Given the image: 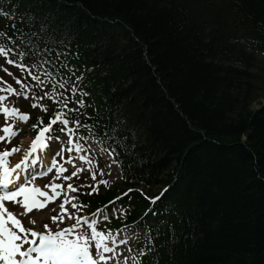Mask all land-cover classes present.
I'll list each match as a JSON object with an SVG mask.
<instances>
[{
    "label": "trees",
    "instance_id": "1",
    "mask_svg": "<svg viewBox=\"0 0 264 264\" xmlns=\"http://www.w3.org/2000/svg\"><path fill=\"white\" fill-rule=\"evenodd\" d=\"M63 1L118 19L136 35L104 56L103 72L122 104V136L136 124L149 142L133 148L127 140L126 163L136 166L143 187L169 185L164 200L147 210L151 220L162 219L153 231L160 248L153 264H264V77L245 49H264L261 42L236 41L220 21L206 22L214 5L186 20L191 34L175 31L186 7L172 2L154 8L151 0ZM228 1L239 22L264 29V0ZM36 45L50 47L46 36ZM114 77L127 86L119 88ZM255 103L259 109L250 108ZM171 201L177 213L161 208ZM131 204L132 219L148 208L138 193Z\"/></svg>",
    "mask_w": 264,
    "mask_h": 264
},
{
    "label": "snow or ice",
    "instance_id": "2",
    "mask_svg": "<svg viewBox=\"0 0 264 264\" xmlns=\"http://www.w3.org/2000/svg\"><path fill=\"white\" fill-rule=\"evenodd\" d=\"M13 27H15L13 25ZM6 34L0 32V36H5ZM17 37L21 43L26 46L31 44V39L27 37L25 33L22 31L17 32ZM34 35V34H33ZM12 43L16 45V49H19L20 45L16 44V40H12ZM11 47H7L6 45L0 44V56L7 57L9 54L14 53L18 57L17 60L8 59L7 62L9 64H16V66L20 67L22 70L28 68L29 75L32 76V79L36 81V85L43 89L46 86L47 82L53 83L52 92L53 95H50L49 92H44V96L38 97V99H43L44 97H48L52 99L54 103L62 105L63 108L68 109V105L73 103V101L69 98L68 93H72L75 95L77 92L81 90L73 83L70 85V77L61 75L60 79L57 81L53 80V75L51 71H49L45 65L51 63L47 59H41V51L36 49L33 51L32 48H29L27 52L25 51H16ZM49 53L51 49H45ZM33 55L37 59L29 65L24 63V58L26 56ZM61 55V53H57V58ZM64 68H67V64L61 65ZM34 70V71H33ZM72 75H75L74 69H69ZM39 73H43V78ZM81 77H76V80H80ZM2 80V78H0ZM6 83V82H3ZM17 83H20L17 80ZM8 91L9 93H14L15 89L11 86L6 89H0V91ZM86 96L87 93H81ZM25 98L27 95L25 94ZM2 99V97H0ZM74 103L77 106L83 107L85 102L83 99L76 100ZM32 107H37L36 104H33ZM46 111V108L44 109ZM69 112L78 111V108H70ZM0 112H3L5 117L9 115V113L13 115H17L19 120L23 122H27L29 119L28 114H20L19 110L16 107L11 109L7 107H0ZM38 120H42V118H38ZM61 122L63 125H69L73 123L77 126V130L79 128H83L87 132L86 137H81L82 140L87 143L89 138L96 141L98 145H100L101 152H107L109 156L117 153V145L121 139L122 133L118 125H113L111 128H104V131H99V125L93 124L91 127L87 123H81L79 119L74 121L68 118L66 112L57 111L54 115V118L48 121V126L40 129L38 134L31 142V150L30 153L24 156L19 163L15 165L14 168L6 167L5 157H8L12 153L19 151L18 148L13 147L11 150L5 149L3 152H0V264H101L102 261H106V259H110L105 257L104 253L114 252L115 250L110 247V237H106L102 235L97 228L95 227L96 222L92 221L89 223L88 221H84L87 224V228L91 229L89 233L87 229H83L79 232L74 231L75 229L81 228V221L83 217L77 218L76 222L72 224L70 227L63 228L57 231H52L48 224H43V228L45 232H37L32 229H26L23 227L21 221L17 218L18 215L26 214V211H30L32 208H42L44 207V203L38 199V197H44L48 199H52L55 197V191L52 196L49 197V194L42 191L38 187L30 186L29 181H21V175L24 171L22 168L25 165V162L28 160V156L31 153H35L37 149H45L49 147L45 143V141L49 138L46 134L54 131L52 129V125L57 124V122ZM10 125L3 128V132L8 134L10 131ZM36 125H33L35 128ZM64 131V128L60 129ZM68 132L70 134L69 143L75 144V150L77 152L81 151L82 145L79 141H75L72 139L71 134L73 133V129L69 128ZM17 133L15 131L11 132V136H15ZM4 137L0 136V140H3ZM55 140H59V137H55ZM89 150L91 146H89ZM81 160H85L84 156L80 157ZM71 163V160H69ZM37 161L35 159L32 160V164H36ZM110 167V166H109ZM20 170V171H17ZM52 169L49 168V171ZM59 172L63 173L67 171L66 168H60ZM76 171L71 172L70 176H65L63 179H71L72 177L77 175ZM102 172V169H101ZM30 179H35L38 175H44V173H36L29 174ZM92 179H96V175H92ZM19 181V183H18ZM99 183H105L106 181H99ZM47 186V185H46ZM54 189L60 188V184H56L53 186ZM67 189L70 192H78V188H74L72 184L66 185ZM93 191H97L95 187L92 188V191L86 193L87 195H91ZM131 191V189L129 190ZM17 197H22V208L25 210L21 213H13L9 211L5 206V201H12L14 203H19L17 201ZM75 197H71L64 201V203L59 204V208L61 212H67L64 204L71 203V200H75ZM159 199V197H157ZM155 203V201H153ZM85 205L80 204L77 205L75 203H71V207L80 210ZM69 218H72V213L68 212ZM58 216H52L50 219L55 222ZM31 223H35L34 220ZM93 242L94 249L93 252ZM27 245V248H24V245ZM125 264L127 261L125 260Z\"/></svg>",
    "mask_w": 264,
    "mask_h": 264
},
{
    "label": "bare ground",
    "instance_id": "3",
    "mask_svg": "<svg viewBox=\"0 0 264 264\" xmlns=\"http://www.w3.org/2000/svg\"><path fill=\"white\" fill-rule=\"evenodd\" d=\"M153 2L149 3L152 7L154 8H158V7H165L168 6L170 4V2H172L173 4H178V5H182L186 7V12L182 15V17H178L180 19V23H176L177 25H175V31L181 32V31H188L191 34L193 33L190 30H193L195 27H193L192 25H188L186 23V20L189 19L191 20L192 17L194 15H200L203 12H207L204 8L210 7L212 5H217L220 4L219 0H151ZM252 0H244V2H250ZM225 2H229L228 0H224ZM155 5V6H154ZM214 8H211V10L213 11ZM134 13L133 15L137 16V12H132ZM119 25H121V23L119 22ZM136 31L138 32V30H140V28L136 27ZM134 38H136V35L134 34ZM107 75H111V74H107ZM114 81L117 84V86L119 88H125L127 86V83L125 81V78H123V80L119 79L118 77H114ZM262 103V102H261ZM258 104V103H257ZM254 106V104H253ZM251 106L250 108H254V109H259V107L261 106V104H258L257 107H253ZM20 212H23L20 210ZM59 212V211H57ZM27 214H29V212L26 211ZM42 219V218H41Z\"/></svg>",
    "mask_w": 264,
    "mask_h": 264
},
{
    "label": "rangeland",
    "instance_id": "4",
    "mask_svg": "<svg viewBox=\"0 0 264 264\" xmlns=\"http://www.w3.org/2000/svg\"><path fill=\"white\" fill-rule=\"evenodd\" d=\"M220 4L224 3V0H219ZM254 72H257L260 77H264V55H260L258 57L257 62L255 63V69ZM258 104L255 103L253 107H257ZM27 127V126H26ZM24 132H27L29 129L28 128H23ZM2 131V130H1ZM3 132V131H2ZM2 134H5L4 132ZM7 136V134H5ZM15 142V139L12 141V143ZM116 173V175H115ZM112 174L114 177H119V174L117 173V170H112ZM122 249L124 251V255L127 256L128 252V247L125 245H122ZM130 249V248H129Z\"/></svg>",
    "mask_w": 264,
    "mask_h": 264
}]
</instances>
